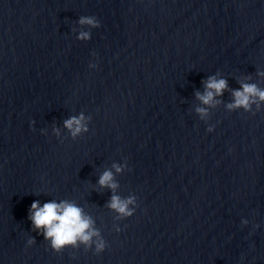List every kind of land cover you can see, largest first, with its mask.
I'll use <instances>...</instances> for the list:
<instances>
[{
  "label": "water",
  "instance_id": "obj_1",
  "mask_svg": "<svg viewBox=\"0 0 264 264\" xmlns=\"http://www.w3.org/2000/svg\"><path fill=\"white\" fill-rule=\"evenodd\" d=\"M240 81L264 88V0H0V264H264V101L228 108ZM33 199L75 201L99 236L54 251Z\"/></svg>",
  "mask_w": 264,
  "mask_h": 264
},
{
  "label": "clouds",
  "instance_id": "obj_2",
  "mask_svg": "<svg viewBox=\"0 0 264 264\" xmlns=\"http://www.w3.org/2000/svg\"><path fill=\"white\" fill-rule=\"evenodd\" d=\"M79 23L98 26L100 21L94 15H82L79 17ZM77 35L78 38H90V32L86 30L80 31ZM89 67H95V65L90 62ZM203 84V92L197 90L195 95L204 105L217 103L215 97L228 87L227 79L215 73L204 78ZM240 84L241 87L232 90L233 99L226 105L228 108L243 106L245 109H249L251 102L258 104L260 101H264V88H260L254 82L240 81ZM196 111L204 116L208 112V108L197 106ZM63 123L72 135L87 128L83 113L70 116ZM208 130H211V126ZM113 168L116 171L122 170V166L118 163H114ZM98 183L101 186L115 189L117 181L114 179L112 169H105L100 174ZM134 203L133 196L121 197L118 193L113 192L108 206L117 213L127 216L135 211V208L130 206ZM27 216L32 227L38 234H42L49 246L57 252L69 245L76 246L78 243L88 245L92 242L93 236H99V230L94 227L91 216L84 212L82 206L70 199H48L43 202L33 199L28 206ZM247 222L242 218V223ZM34 240L35 237H29L26 243L30 245ZM94 243L96 251H101L106 246L102 238L96 239Z\"/></svg>",
  "mask_w": 264,
  "mask_h": 264
}]
</instances>
